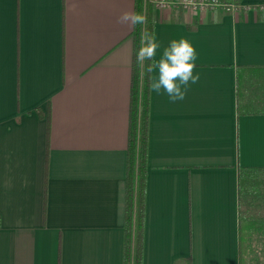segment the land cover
<instances>
[{
    "label": "crops",
    "instance_id": "crops-1",
    "mask_svg": "<svg viewBox=\"0 0 264 264\" xmlns=\"http://www.w3.org/2000/svg\"><path fill=\"white\" fill-rule=\"evenodd\" d=\"M222 1H151L157 58L187 38L199 81L175 103L149 87L142 264H240L238 171L264 166V0ZM134 9L0 0V264H121L133 26L119 17ZM260 246L244 264H264Z\"/></svg>",
    "mask_w": 264,
    "mask_h": 264
},
{
    "label": "trees",
    "instance_id": "trees-1",
    "mask_svg": "<svg viewBox=\"0 0 264 264\" xmlns=\"http://www.w3.org/2000/svg\"><path fill=\"white\" fill-rule=\"evenodd\" d=\"M234 1L235 3L238 2V0ZM134 12H142L146 15L147 28L152 32V2L150 0H135ZM143 27L141 25L133 26L129 34L132 38V75L129 97L121 264H142L143 209L147 170L146 132L150 87V73L146 71L149 62H145L143 73L136 63V52L140 44L139 36ZM260 102L263 103V106L260 105L259 107L263 108L264 111V97L261 98ZM247 105L253 106L250 99H248ZM237 180L239 200L246 207L239 222V261L240 264H244L245 254L255 253L256 246L261 251L260 245L264 244V166L241 167L238 171ZM253 205L258 208L261 207L259 212H250ZM254 245L256 246L254 247ZM255 257L253 256V258ZM185 264H190L189 258H186Z\"/></svg>",
    "mask_w": 264,
    "mask_h": 264
},
{
    "label": "clouds",
    "instance_id": "clouds-1",
    "mask_svg": "<svg viewBox=\"0 0 264 264\" xmlns=\"http://www.w3.org/2000/svg\"><path fill=\"white\" fill-rule=\"evenodd\" d=\"M119 22L132 26H144L139 36V48L136 52V63L142 70L149 62L146 71L151 75L150 89L156 94L166 93L170 101L183 100L190 84L199 81V74H194L198 53L190 40L181 37L172 39L162 54L157 58L160 44L155 34L147 28V17L142 12L124 11Z\"/></svg>",
    "mask_w": 264,
    "mask_h": 264
},
{
    "label": "built area",
    "instance_id": "built-area-1",
    "mask_svg": "<svg viewBox=\"0 0 264 264\" xmlns=\"http://www.w3.org/2000/svg\"><path fill=\"white\" fill-rule=\"evenodd\" d=\"M156 6L169 8L173 4H182L184 7L205 9L209 6H228L227 2L221 0H151Z\"/></svg>",
    "mask_w": 264,
    "mask_h": 264
},
{
    "label": "rangeland",
    "instance_id": "rangeland-1",
    "mask_svg": "<svg viewBox=\"0 0 264 264\" xmlns=\"http://www.w3.org/2000/svg\"><path fill=\"white\" fill-rule=\"evenodd\" d=\"M222 1V0H221ZM224 2H226V1H224ZM228 3V2H227ZM220 6V5H219ZM256 245H254V247H255ZM257 250V246H256V249H255V251ZM253 255L255 254V253H252ZM246 260H250V258H246ZM261 262V258H258L257 259V261H253V262H249V263H247V264H261L260 263ZM246 263V262H245Z\"/></svg>",
    "mask_w": 264,
    "mask_h": 264
},
{
    "label": "bare ground",
    "instance_id": "bare-ground-1",
    "mask_svg": "<svg viewBox=\"0 0 264 264\" xmlns=\"http://www.w3.org/2000/svg\"><path fill=\"white\" fill-rule=\"evenodd\" d=\"M223 7H225V6H223Z\"/></svg>",
    "mask_w": 264,
    "mask_h": 264
}]
</instances>
